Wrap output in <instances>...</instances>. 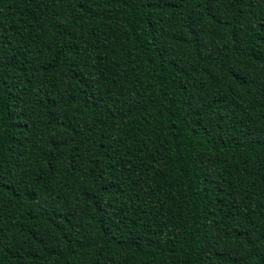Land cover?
<instances>
[{"label": "trees", "instance_id": "trees-1", "mask_svg": "<svg viewBox=\"0 0 264 264\" xmlns=\"http://www.w3.org/2000/svg\"><path fill=\"white\" fill-rule=\"evenodd\" d=\"M0 264H264V0H0Z\"/></svg>", "mask_w": 264, "mask_h": 264}]
</instances>
